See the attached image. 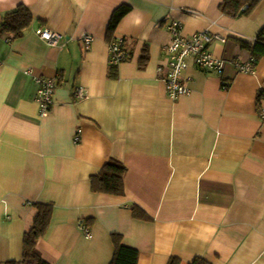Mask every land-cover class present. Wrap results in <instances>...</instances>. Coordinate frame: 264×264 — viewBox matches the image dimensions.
Listing matches in <instances>:
<instances>
[{
    "label": "crops",
    "instance_id": "obj_1",
    "mask_svg": "<svg viewBox=\"0 0 264 264\" xmlns=\"http://www.w3.org/2000/svg\"><path fill=\"white\" fill-rule=\"evenodd\" d=\"M223 2L0 0V24L20 4L33 14L23 37L0 33V262L21 259L33 203L52 202L38 244L51 264H109L112 233L139 251L138 264H169L172 257L188 264L198 256L264 264V55L254 72L234 63L255 56L264 0L237 17L221 10ZM124 4L132 9L114 37L126 39L131 56L111 77L109 26ZM175 20L187 36L208 30L228 40L210 45L226 60L223 72L190 61V92L171 99L158 68L167 62L163 46ZM38 28L63 38L51 45ZM35 76L57 82L45 116ZM80 87L84 98L75 95ZM111 158L127 168L124 195L91 189V177ZM133 205L147 218L134 216Z\"/></svg>",
    "mask_w": 264,
    "mask_h": 264
},
{
    "label": "trees",
    "instance_id": "obj_2",
    "mask_svg": "<svg viewBox=\"0 0 264 264\" xmlns=\"http://www.w3.org/2000/svg\"><path fill=\"white\" fill-rule=\"evenodd\" d=\"M261 2V0H224L221 4V10L226 14L237 17L241 15H249ZM248 5V9L244 10L243 7ZM131 6L124 4L119 6L113 13L108 37L110 41L114 38V32L121 22V20L131 11ZM33 21V14L30 9L24 5H18L14 10L8 12L1 24L0 33H7L11 35L13 39L21 38L25 35V30L31 25ZM256 45L253 49L255 55L253 63L256 64L261 55H264V27L258 33L256 39ZM248 42H243V46H247ZM261 44V51H256L257 45ZM123 45L127 52V59L131 56V51L128 48L126 39L123 38ZM126 59V60H127ZM149 59L148 51L145 50L140 58L141 67L146 66ZM125 60V61H126ZM111 77H116V66L119 64H110ZM227 87V85H225ZM264 95L263 94L261 96ZM127 171L126 166L118 159L111 158L100 170L97 175L91 177V189L94 192L106 193L112 195H124L125 194V173ZM35 209L32 224L28 230L25 231L23 237V252L22 257L19 260H8L0 262V264H51L49 260L44 258L40 251L38 244L39 241L47 233L51 224L54 204L52 202H35L33 203ZM133 215L140 218H147L145 213L137 205L132 206ZM93 219L86 220V224H91ZM86 228L87 225L85 226ZM111 239L114 246L113 257L109 264H138L139 251L131 246L123 243L121 234L112 233ZM181 260L177 257H172L169 260V264H180ZM188 264H213L208 259L198 256L194 258Z\"/></svg>",
    "mask_w": 264,
    "mask_h": 264
},
{
    "label": "built area",
    "instance_id": "obj_3",
    "mask_svg": "<svg viewBox=\"0 0 264 264\" xmlns=\"http://www.w3.org/2000/svg\"><path fill=\"white\" fill-rule=\"evenodd\" d=\"M248 9V5L243 7ZM172 39L163 46V50L167 56V62L158 68L161 74V79L164 82L166 92L171 99H176L181 95L189 94L184 72L188 68L190 61L205 72L222 73L226 60L216 56L210 49V45L215 41L226 42L228 39L221 34H216L208 30L196 32L192 35L183 33V23L180 21H172L168 24ZM39 36L46 40L51 45H56L63 38V35L56 31H51L47 28H38ZM83 41L86 48H89L93 38L90 34L83 36ZM110 63L120 64L127 59V52L123 45V37H114L109 42ZM235 66L243 72H254L253 59L247 62L234 61ZM28 73H32L28 71ZM35 81L38 85L37 101L39 104L40 114L47 115L53 105L57 82L53 78L44 76H35ZM75 95L79 98L87 96V91L80 87L75 89ZM261 115L264 117V110H261ZM81 130L78 131L76 140H80ZM83 230L87 237L91 238V232L84 226Z\"/></svg>",
    "mask_w": 264,
    "mask_h": 264
},
{
    "label": "rangeland",
    "instance_id": "obj_4",
    "mask_svg": "<svg viewBox=\"0 0 264 264\" xmlns=\"http://www.w3.org/2000/svg\"><path fill=\"white\" fill-rule=\"evenodd\" d=\"M260 114H261V110H260ZM262 116V115H261ZM263 117V116H262Z\"/></svg>",
    "mask_w": 264,
    "mask_h": 264
}]
</instances>
